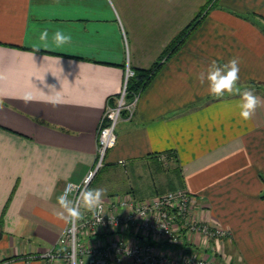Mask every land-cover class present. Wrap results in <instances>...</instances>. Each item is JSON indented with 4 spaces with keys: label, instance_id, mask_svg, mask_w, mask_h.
<instances>
[{
    "label": "crops",
    "instance_id": "1",
    "mask_svg": "<svg viewBox=\"0 0 264 264\" xmlns=\"http://www.w3.org/2000/svg\"><path fill=\"white\" fill-rule=\"evenodd\" d=\"M201 12L179 50L164 58ZM45 29L47 48L38 39ZM57 30L71 42L57 48ZM233 57L241 61V89L264 99V0H0V264L44 263L32 258L51 250L69 225L54 215L57 196L94 168L100 122L126 71L157 64L133 119L118 124L104 170L128 173L157 154H175L184 189L196 200L192 219L230 237L206 246L184 232L176 245L158 243L160 251L212 264H264V105L243 120L240 96L213 97L197 80L212 60ZM125 191L121 198L137 201L165 192L154 180ZM119 238L133 244L139 235L101 231L85 240Z\"/></svg>",
    "mask_w": 264,
    "mask_h": 264
},
{
    "label": "built area",
    "instance_id": "2",
    "mask_svg": "<svg viewBox=\"0 0 264 264\" xmlns=\"http://www.w3.org/2000/svg\"><path fill=\"white\" fill-rule=\"evenodd\" d=\"M134 76V71H126L119 96L115 103L107 105L97 135L96 164L82 183L68 184L73 189L78 185L89 188L103 168L108 152L117 144L118 124L133 119L140 95L129 98L127 87ZM195 206V198L185 189L170 191L147 201H137L132 196L109 203L104 201V216L99 224L90 213H86L83 220L68 225L51 250L32 260L41 258L43 264H55L58 258L63 259L64 264H212L208 259L187 252L164 254L157 247L158 243H180L184 232L200 235L206 246L230 237L224 229L192 219L191 211ZM129 229L139 235L133 244L124 238L95 245L85 240L101 231L125 232Z\"/></svg>",
    "mask_w": 264,
    "mask_h": 264
},
{
    "label": "clouds",
    "instance_id": "3",
    "mask_svg": "<svg viewBox=\"0 0 264 264\" xmlns=\"http://www.w3.org/2000/svg\"><path fill=\"white\" fill-rule=\"evenodd\" d=\"M39 41L48 47L49 31L43 30L38 37ZM53 44L59 48L71 42V36L66 35L63 31H55L51 36ZM40 50V48H37ZM240 59L233 57L226 63L218 64L212 60L205 69L197 74V80L201 86L207 85V91L216 98L223 97L225 94L238 95L240 101L238 107L240 109L239 116L243 120H251L256 113L258 107L264 105V99L255 95L254 91L248 88L241 89L240 80ZM51 102L55 106L60 97L55 88L51 89ZM21 99L25 103L32 100L30 93H25ZM106 189L101 187L88 188L72 185L65 187L63 192L57 196L59 209H54V215L65 221L66 223L75 225L85 218L86 213H90L99 224L104 216V197Z\"/></svg>",
    "mask_w": 264,
    "mask_h": 264
},
{
    "label": "trees",
    "instance_id": "4",
    "mask_svg": "<svg viewBox=\"0 0 264 264\" xmlns=\"http://www.w3.org/2000/svg\"><path fill=\"white\" fill-rule=\"evenodd\" d=\"M210 4L211 3H209L208 6H210ZM205 11H206V8L203 10V12ZM203 12H201V14L168 45L167 49L165 50L163 54L164 58L168 59L169 57L174 55L179 50V48L184 43L186 38L199 25ZM160 67L161 65L157 64L155 65L153 69H150L147 71H134L135 76L129 80L128 87H127L129 98L134 97V95L140 94L150 83L151 79L157 73ZM162 156L163 155L157 154L154 157V159L156 160L155 162H156L157 167L161 169H166V172L168 174H171V173L174 174L172 176L170 175L171 179L168 181L170 184L169 188H166L164 190L166 192H169V191H175L178 189H184V185L182 181V171L180 169V166L178 165L177 156L173 153L166 154L164 158H162ZM105 163H106V159H105ZM105 163H104L103 168H101L98 171L97 175L95 176L89 188H92V186H94L95 182L97 181L98 177L100 176V174L102 173V171L104 170L106 166ZM176 181H177V184L175 185Z\"/></svg>",
    "mask_w": 264,
    "mask_h": 264
},
{
    "label": "rangeland",
    "instance_id": "5",
    "mask_svg": "<svg viewBox=\"0 0 264 264\" xmlns=\"http://www.w3.org/2000/svg\"><path fill=\"white\" fill-rule=\"evenodd\" d=\"M170 175L174 174H168L166 169L157 167L156 162L139 165L128 173L125 172L122 166H109L98 177L92 188L101 187L106 189L104 198L109 194H114L116 197L121 198L126 192L125 190L134 186L151 185L153 180L155 185H158L161 190L169 188ZM176 184L177 181L175 182ZM165 193L167 192H162L160 196Z\"/></svg>",
    "mask_w": 264,
    "mask_h": 264
}]
</instances>
